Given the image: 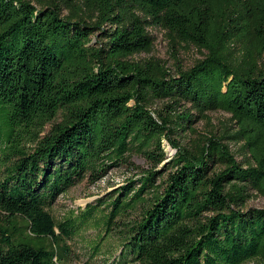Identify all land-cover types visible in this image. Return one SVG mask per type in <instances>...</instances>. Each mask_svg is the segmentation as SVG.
Returning <instances> with one entry per match:
<instances>
[{
  "label": "trees",
  "instance_id": "obj_1",
  "mask_svg": "<svg viewBox=\"0 0 264 264\" xmlns=\"http://www.w3.org/2000/svg\"><path fill=\"white\" fill-rule=\"evenodd\" d=\"M150 27L175 60L177 47L202 57L175 71L135 58ZM214 110L237 128L196 130ZM163 139L176 152L158 183L148 168L51 214L132 153L164 161ZM0 146V264H64L82 227L98 231L94 253L118 237L112 264H264V207L245 208L251 190L264 197V0H0Z\"/></svg>",
  "mask_w": 264,
  "mask_h": 264
},
{
  "label": "rangeland",
  "instance_id": "obj_2",
  "mask_svg": "<svg viewBox=\"0 0 264 264\" xmlns=\"http://www.w3.org/2000/svg\"><path fill=\"white\" fill-rule=\"evenodd\" d=\"M154 37L153 48L149 52H140L135 54V58H146L154 56L162 59L171 71H175L176 65L179 64L182 68L190 67L196 59L201 58L202 54L194 46L177 47L176 60L172 55V50L168 45L164 30L159 27L149 28ZM93 37L91 42H94ZM161 102L154 103V106H159ZM209 120L197 119L194 123L196 130L207 132L209 129L222 133L223 130L233 131L237 128L236 123L230 119V114L222 110H214L206 112ZM48 126L46 127V129ZM181 144L189 143L183 136L174 135ZM191 135L190 138H193ZM162 147L165 152L166 159L161 163L153 166L143 155L132 153L129 157L131 162L126 164H118L109 167L106 173L91 182L88 177L84 178L68 191L61 194L57 200L50 206L49 210L56 220H63L70 214H78L79 210L87 204H92L97 198H101L109 194L113 188L124 184L129 178L137 179L146 169L152 168L158 170L156 183L160 181L167 173L165 161L174 156L176 149L170 145L168 140H162ZM230 147L238 161H242L248 157V152L243 149L242 141H230ZM0 146V157H1ZM252 196L246 201L245 208L264 207V197L255 190H251ZM98 238V231L91 227L80 229V232L72 239L67 241L70 245L71 254L64 264H112L118 261L121 252V242L115 234H112L105 239L99 241V251L94 253L91 246ZM246 264H257L256 261H250Z\"/></svg>",
  "mask_w": 264,
  "mask_h": 264
}]
</instances>
